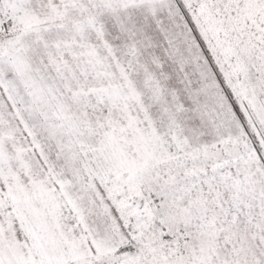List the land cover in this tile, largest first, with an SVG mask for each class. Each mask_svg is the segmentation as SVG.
I'll list each match as a JSON object with an SVG mask.
<instances>
[{"label":"snow or ice","instance_id":"1","mask_svg":"<svg viewBox=\"0 0 264 264\" xmlns=\"http://www.w3.org/2000/svg\"><path fill=\"white\" fill-rule=\"evenodd\" d=\"M0 264H264V0H0Z\"/></svg>","mask_w":264,"mask_h":264}]
</instances>
